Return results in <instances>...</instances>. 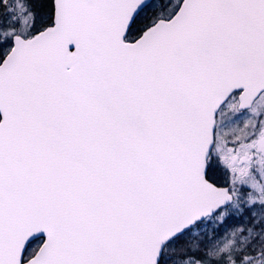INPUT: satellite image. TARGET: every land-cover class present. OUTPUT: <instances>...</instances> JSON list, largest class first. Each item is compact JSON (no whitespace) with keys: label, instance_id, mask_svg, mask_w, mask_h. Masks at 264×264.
<instances>
[{"label":"snow or ice","instance_id":"snow-or-ice-1","mask_svg":"<svg viewBox=\"0 0 264 264\" xmlns=\"http://www.w3.org/2000/svg\"><path fill=\"white\" fill-rule=\"evenodd\" d=\"M0 264H264V0H0Z\"/></svg>","mask_w":264,"mask_h":264}]
</instances>
